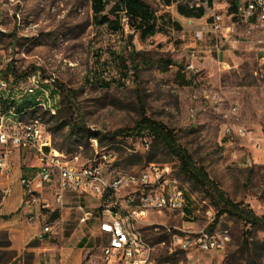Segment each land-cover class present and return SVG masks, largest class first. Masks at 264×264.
I'll list each match as a JSON object with an SVG mask.
<instances>
[{
	"label": "rangeland",
	"instance_id": "rangeland-1",
	"mask_svg": "<svg viewBox=\"0 0 264 264\" xmlns=\"http://www.w3.org/2000/svg\"><path fill=\"white\" fill-rule=\"evenodd\" d=\"M117 1L106 0V10ZM145 1L167 19L165 30L148 39H141L125 14H121L123 27L119 30L96 24L91 0H0V80L6 82L7 90L22 91L32 73H38L43 83L55 80L46 89L59 119L52 118L42 106L20 116L26 123L32 119L43 123L55 148L85 159L92 157L87 137L70 138L69 126L58 127L61 121H77L86 136L95 135L99 147L114 154L116 159L106 171L109 174L138 171L150 163L149 156L152 162L174 168L188 190L187 216L168 211L149 215L143 233L154 247L155 258L179 252L171 253V234L180 229H206L229 234L224 249L183 251L170 263L248 264L251 244L264 264V227L251 229L226 214L215 223L217 210L208 193L180 175L179 161L162 143L147 131L141 135L135 129L143 113L172 129L177 144L190 154L194 164L207 171L226 198L264 216V153L257 147L264 145V23H241L232 15L235 0H213V4L186 0L189 5L205 3L201 20L181 16L177 4ZM214 13L223 16L218 33L220 51L214 47L210 19ZM232 25L235 29L228 30ZM137 52L144 53L150 63L135 59ZM161 60L171 61L167 71ZM135 64H139L138 71L132 70ZM189 65L194 68L189 69ZM178 71L190 85L180 84ZM15 75L19 77L15 79ZM45 100L38 90L24 96L20 105L29 109ZM239 129L245 131L243 136L237 134ZM130 156L136 159L134 164L128 163ZM19 186L15 181L11 201L18 199ZM46 214L51 216L49 211ZM162 234L168 238L158 241ZM6 236L0 231V244ZM97 239L95 251L101 255V234ZM8 251L0 247V264H30L29 253L18 257Z\"/></svg>",
	"mask_w": 264,
	"mask_h": 264
},
{
	"label": "built area",
	"instance_id": "built-area-1",
	"mask_svg": "<svg viewBox=\"0 0 264 264\" xmlns=\"http://www.w3.org/2000/svg\"><path fill=\"white\" fill-rule=\"evenodd\" d=\"M195 6H201L196 3ZM245 25L264 23V0H240L235 15ZM213 31L215 49L220 51L218 33L222 28L223 16L214 13ZM126 19V18H125ZM235 25L228 27L233 31ZM226 38V37H225ZM193 69V65L188 66ZM29 85L23 94H36L41 91L45 101L39 106L52 115L56 114L47 86L55 80L40 81L38 73L28 76ZM7 84L0 80V89L6 90ZM10 117L14 118L10 122ZM227 132H231L227 129ZM237 134L243 136L245 131L239 129ZM94 154L82 158L78 153H66L52 144V135L38 119L23 122L13 109L0 111V176H9L13 172L11 156L15 150L33 151L37 158L38 170L31 176H22L20 183L24 188L23 208H37L43 216V231L52 232L50 216L59 207H63L68 192L97 199L98 205L93 208L77 203L80 214L79 222L88 223L96 220L102 237L101 264H171L160 262L153 254L154 247L149 244L143 233L149 215L163 212L177 213L182 218L187 189L179 179L174 168L168 163L151 162L138 171L107 173L115 161L114 154L99 147L95 135L89 137ZM257 147L264 153V145ZM50 190L57 207L45 196ZM80 200V199H79ZM35 219L33 214L28 218ZM171 234V253L173 251L200 250L214 252L225 248L230 236L227 232H214L206 229L186 230Z\"/></svg>",
	"mask_w": 264,
	"mask_h": 264
},
{
	"label": "trees",
	"instance_id": "trees-1",
	"mask_svg": "<svg viewBox=\"0 0 264 264\" xmlns=\"http://www.w3.org/2000/svg\"><path fill=\"white\" fill-rule=\"evenodd\" d=\"M162 1L166 6L177 4V12L186 18L200 19L205 15V8L203 6L189 5L185 2L186 0ZM206 1L210 4L212 0ZM235 6L236 1L233 2L232 7L235 8ZM106 7V0H91V8L94 13L93 19L96 24H106L112 30H119L123 27V18L121 17V14H125L127 23L139 32L141 39H148L165 30L167 19L165 20L164 15L158 16L145 0H118L117 2H114L108 10H106ZM136 56L135 59H141L142 63H150L149 58H147L144 53L137 52ZM161 63L163 70L166 71L172 64L169 60H161ZM138 65L139 64L133 65L132 70L138 71L140 69ZM124 67L126 71L129 70L127 66L124 65ZM18 77L16 76L15 79ZM176 78L179 79L180 84L183 86L191 84V81L186 80V77L179 71L176 74ZM53 90L56 92V89ZM19 94H21V92L13 88L8 90L0 89V108L2 107L0 111L6 113L13 109L16 116L20 118V116L26 112H34V109L39 107V105H36L31 106L29 109L23 108V106L20 105V102L24 99V96L28 94H23L17 98ZM52 118L59 119V116L56 117L55 115H52ZM65 126L70 127L69 134L67 135L70 136V138L74 135L80 138L85 136L89 139L90 137L86 136L83 126L77 121L73 123L70 121H61L58 127L63 129ZM135 129L140 131L141 135H144L143 133L147 131L149 135L162 143L167 151L179 161L180 175L183 176L184 179L190 181L194 186H199L208 193L217 210L215 223L222 215L226 214L244 221V223L251 229L264 227V216H257L252 210H248L243 208L240 204L232 202L220 192L218 186L209 178L207 171L203 167L194 164L190 154L177 144V139L172 129H169L161 122L148 118L145 116V113L142 114L140 121L136 123ZM58 149L62 150V148ZM140 159L142 158L140 157ZM152 159V156H149L148 162L151 163L153 161ZM127 161L130 164H134L136 159H134V156H130ZM195 208L196 207H194V210ZM54 213L55 212L51 214L50 219L55 215ZM213 227L214 224L210 226V230H213ZM247 233L248 235L250 234V236L252 234L250 230H248ZM166 238H168V235L162 234L158 237V241H164ZM10 246L11 242L6 236V241L1 243L0 247L8 249V252L16 254V251L11 250ZM254 251L255 248L250 244L247 257L248 264H262L261 260L257 258V255L254 254ZM178 253L184 254L183 251L179 250V252H175L172 256L159 258V261L175 263L177 261L176 255Z\"/></svg>",
	"mask_w": 264,
	"mask_h": 264
},
{
	"label": "crops",
	"instance_id": "crops-1",
	"mask_svg": "<svg viewBox=\"0 0 264 264\" xmlns=\"http://www.w3.org/2000/svg\"><path fill=\"white\" fill-rule=\"evenodd\" d=\"M235 1L233 10L236 13L240 0ZM210 4H213V0ZM210 19L213 20L212 17ZM11 160L13 172L9 176H0V231L7 234L10 249L16 251L18 257L29 253L30 264H101V255L95 251L100 235L99 225L97 221L80 223L76 208L79 201L95 208L97 199L68 192L63 207H58L49 220L52 232L45 233L42 212L37 208H23L24 188L20 183L22 176H31L38 170L37 158L33 151L15 150ZM15 181L20 184L19 197L11 201ZM45 196L52 206L57 207L50 190L45 191ZM33 214L35 219L30 222L28 218ZM43 214L46 215V211ZM64 229L67 230L66 234Z\"/></svg>",
	"mask_w": 264,
	"mask_h": 264
}]
</instances>
